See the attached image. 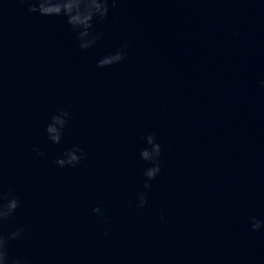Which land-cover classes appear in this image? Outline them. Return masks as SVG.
Segmentation results:
<instances>
[{"label":"water","instance_id":"obj_1","mask_svg":"<svg viewBox=\"0 0 264 264\" xmlns=\"http://www.w3.org/2000/svg\"><path fill=\"white\" fill-rule=\"evenodd\" d=\"M27 7L0 0V186L20 202L4 230L25 228L10 254L264 264V225L251 228L264 221V0H117L86 51L66 18ZM125 44L123 61L97 67ZM61 109L71 119L53 144ZM149 134L161 171L145 189ZM73 146L85 159L56 165Z\"/></svg>","mask_w":264,"mask_h":264},{"label":"clouds","instance_id":"obj_2","mask_svg":"<svg viewBox=\"0 0 264 264\" xmlns=\"http://www.w3.org/2000/svg\"><path fill=\"white\" fill-rule=\"evenodd\" d=\"M20 3L27 4V10L30 13L66 18V23L77 35L79 48L86 51L93 47L103 35L95 31L94 21H103L108 16L109 3L115 7L117 0H20ZM126 48L125 44L114 53L103 56L97 61V67L103 68L120 63L127 55ZM261 86L264 87V81H261ZM70 119L71 113L67 109H61L51 116L45 131L53 144H60L65 126ZM145 140L147 146L140 151L139 156L151 165L143 173L145 177L143 187L149 189L151 188L149 181L154 180L161 171L162 146L157 142L155 134L147 135ZM33 151L40 157L44 156V153L38 148L34 147ZM85 155L81 148L73 146L65 149L62 156L57 158L54 163L61 168L76 167L85 159ZM11 191L9 187L5 192L0 186V264H27L23 258L12 256L9 249L10 242L23 239L25 228L17 227L8 232L4 230L5 222L14 216L20 206L18 198L11 195ZM146 204L147 192L142 191L137 196L136 207L143 208ZM93 212L99 214L100 206L95 207ZM262 225H264V221L255 217L251 218V228L254 232L259 230Z\"/></svg>","mask_w":264,"mask_h":264}]
</instances>
